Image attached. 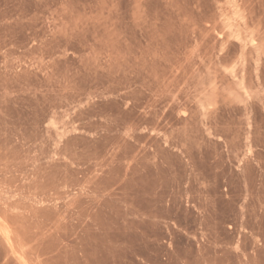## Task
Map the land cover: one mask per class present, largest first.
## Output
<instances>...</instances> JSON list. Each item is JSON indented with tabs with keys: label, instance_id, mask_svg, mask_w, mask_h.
<instances>
[{
	"label": "rangeland",
	"instance_id": "rangeland-1",
	"mask_svg": "<svg viewBox=\"0 0 264 264\" xmlns=\"http://www.w3.org/2000/svg\"><path fill=\"white\" fill-rule=\"evenodd\" d=\"M0 264H264V0H0Z\"/></svg>",
	"mask_w": 264,
	"mask_h": 264
}]
</instances>
